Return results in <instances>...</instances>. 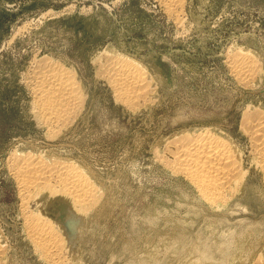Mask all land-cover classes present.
Segmentation results:
<instances>
[{
  "label": "rangeland",
  "instance_id": "374dc122",
  "mask_svg": "<svg viewBox=\"0 0 264 264\" xmlns=\"http://www.w3.org/2000/svg\"><path fill=\"white\" fill-rule=\"evenodd\" d=\"M242 54L247 82L232 67ZM117 57L145 76L140 104L124 102L106 73ZM40 61L79 85L62 126L39 112ZM255 112L264 115V0H0V263L264 260V159L243 127ZM205 131L228 139L242 173L217 205L167 157L169 144ZM25 154L72 160L96 202L79 209L55 188L24 204L14 168ZM31 213L60 235L59 259L32 240Z\"/></svg>",
  "mask_w": 264,
  "mask_h": 264
},
{
  "label": "bare ground",
  "instance_id": "6f19581e",
  "mask_svg": "<svg viewBox=\"0 0 264 264\" xmlns=\"http://www.w3.org/2000/svg\"><path fill=\"white\" fill-rule=\"evenodd\" d=\"M245 56L244 54L243 57L236 58L232 67L237 74H240L242 81L247 82L254 69L248 56V60L245 59ZM110 59L108 60L112 61V65H106L109 69L106 73L108 72L107 75L110 77L116 93L130 106L140 104L146 94L144 84L146 81L142 71L124 58ZM58 66L49 62H41L36 66L34 73V92L37 105L40 107L39 112L54 126L66 124L74 116L78 104L81 103L80 88L69 71L70 69ZM256 113L245 119L243 127L249 133L252 145L264 159V115ZM231 145L228 139L205 131L169 144L167 157L169 155L173 169L190 179L207 202L217 205L236 191L237 185L240 183L238 181L242 179L241 167L233 155V145L232 147ZM40 157L28 154L16 157L17 165L14 169L18 178H15L19 179L18 184L24 204L37 189H48L49 191L57 189L68 196L72 204L79 209L87 208L96 202V187L94 188L90 184V180H87L88 177L87 179L84 177L85 174L81 173L82 170L80 171L74 162V164L71 163L72 160L68 162L55 159L49 160L52 162H47V160L45 162ZM261 166L264 170V163ZM32 214H28L29 219L26 225L32 232V236H35L32 240L37 242L38 248L43 251L42 253L47 259H59V251L62 247L60 235L58 236L57 232L53 231L48 221H44L38 216L34 217ZM1 247L3 246L0 245V252H2ZM56 261L59 262V260ZM256 264H264V260H259Z\"/></svg>",
  "mask_w": 264,
  "mask_h": 264
}]
</instances>
